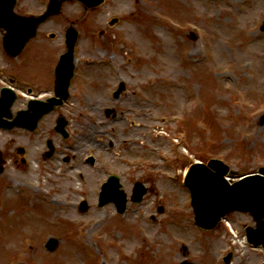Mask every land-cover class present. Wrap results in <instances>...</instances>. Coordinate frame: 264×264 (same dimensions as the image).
I'll use <instances>...</instances> for the list:
<instances>
[{
    "label": "rangeland",
    "instance_id": "obj_1",
    "mask_svg": "<svg viewBox=\"0 0 264 264\" xmlns=\"http://www.w3.org/2000/svg\"><path fill=\"white\" fill-rule=\"evenodd\" d=\"M21 4L18 11L42 9V0ZM112 18L118 22L110 27ZM263 18L264 0H106L93 10L65 2L43 30L57 37L67 27L79 32L75 56L91 62L82 70L89 100L75 83L66 104L35 132L0 130V264H180L181 244L193 264H219L217 253L234 237L200 232L167 166L181 174L188 152L197 161L223 160L241 174L264 166ZM58 41L31 42L37 53L16 75L32 80L47 71ZM120 80L126 91L114 100L109 94ZM108 106L117 111L115 120L105 118ZM59 114L69 120L66 142L53 130ZM89 130L98 138L87 137ZM47 139L57 150L48 161L42 158ZM89 156L93 166L85 163ZM111 171L128 195L135 181L149 188L141 204H128L126 218L114 215L111 204L97 206L95 192ZM78 173L90 182L80 185ZM7 184L19 194H10ZM44 198L57 204L48 207ZM82 200L85 212L78 210ZM227 220L238 231L239 261L247 253L241 244L249 217L232 213ZM51 237L57 247L50 253ZM248 254V263L260 260Z\"/></svg>",
    "mask_w": 264,
    "mask_h": 264
},
{
    "label": "water",
    "instance_id": "obj_2",
    "mask_svg": "<svg viewBox=\"0 0 264 264\" xmlns=\"http://www.w3.org/2000/svg\"><path fill=\"white\" fill-rule=\"evenodd\" d=\"M62 0H50V7L48 13L36 20H27L21 18H14L12 21L18 26L29 27L30 34L26 35L23 41H27L34 35V29L47 16L57 14L60 11V4ZM83 3L87 8L98 6L103 0H77ZM10 22V20H6ZM264 30V26L261 28ZM76 32L72 29L68 31V52L64 56L67 61H70L68 66L72 69L71 54L76 38ZM7 107V106H6ZM5 115L3 106L0 103V127L12 128L13 126H22L25 128L34 129L36 118L31 123L15 121L12 123L2 122L1 116ZM63 123H60L58 129H62ZM60 129V130H61ZM22 152V150H18ZM50 155V154H49ZM208 166L216 171L215 174L210 173L207 167L203 165H195L191 168L190 173L186 179V183L193 194V207L196 222L204 229H212L215 227L220 217L231 211L249 212L257 223L256 229L248 230V242L253 245H262L264 247V178L257 176L246 177L234 185L230 186L224 179L228 168L223 166L220 162L210 161ZM264 173V169L259 170ZM230 175H234L230 172ZM118 182L115 177H111L108 183L103 186L101 193L100 204L114 200L119 210H124L125 198L121 192H118ZM133 201H140L144 190L139 184H136L134 190ZM49 251H53L56 247V241L51 239L46 245ZM186 264V263H183Z\"/></svg>",
    "mask_w": 264,
    "mask_h": 264
},
{
    "label": "flooded vegetation",
    "instance_id": "obj_3",
    "mask_svg": "<svg viewBox=\"0 0 264 264\" xmlns=\"http://www.w3.org/2000/svg\"><path fill=\"white\" fill-rule=\"evenodd\" d=\"M6 35V30L0 27V90L4 87L14 89V91L25 94H31L32 99L40 102H48L53 96L54 89V67L58 61V56H52L49 59L47 65V71L35 73L32 80H26L25 78H19L16 74L22 70L27 63L32 61L34 55L37 53L36 49H30L29 42L25 48L16 53L17 55L10 56L8 51L3 48L2 40ZM24 103V106L28 100H24L22 97H17L16 103ZM227 254L230 255L229 264H244L245 261H238L237 255L233 250H227ZM248 257V256H247ZM246 257V259H247ZM264 261H256L254 264H262Z\"/></svg>",
    "mask_w": 264,
    "mask_h": 264
},
{
    "label": "bare ground",
    "instance_id": "obj_4",
    "mask_svg": "<svg viewBox=\"0 0 264 264\" xmlns=\"http://www.w3.org/2000/svg\"><path fill=\"white\" fill-rule=\"evenodd\" d=\"M88 101V100H87ZM91 107H93L92 105V103H90V102H87ZM90 110H88V116H89V118H90V116H92V114H90L91 113V111H92V108H89ZM90 114V115H89ZM95 125V124H94ZM89 136H93V137H96V134H95V131H93V130H89V133L87 134V137H89ZM29 187H31V184L29 183ZM74 188V187H73ZM50 203L52 204V205H56L57 203H54V200H53V198H51V201H50ZM58 205H60V204H58Z\"/></svg>",
    "mask_w": 264,
    "mask_h": 264
}]
</instances>
